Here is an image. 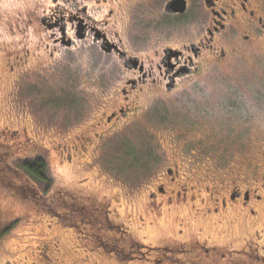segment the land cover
Listing matches in <instances>:
<instances>
[{
	"label": "flooded vegetation",
	"instance_id": "obj_1",
	"mask_svg": "<svg viewBox=\"0 0 264 264\" xmlns=\"http://www.w3.org/2000/svg\"><path fill=\"white\" fill-rule=\"evenodd\" d=\"M4 1L14 7L7 16H0V74L8 86L0 145L11 140L28 152H47L49 147L40 148L36 141L47 131L46 124H39L38 111L30 121H24L25 113L20 110L18 115L19 108L12 104L20 98L22 84L30 76L44 87L46 79L40 80V76L66 67L82 68L81 60H86L109 75L104 83L96 76L84 77L81 87L76 85L79 93L85 92L81 96H90L84 101L96 106L95 116L83 126L64 124V135H71L49 143H56L53 149L67 165L80 164L89 155L97 157L100 172L106 168L103 146L121 138L154 102H166L185 91L191 81L264 35V0H177L172 10L166 5L174 0ZM35 90L33 99L47 97L44 89ZM50 102L52 94L46 98V103ZM158 123L169 130L166 143L157 145L156 154L147 157L150 174L136 187L123 184L121 188L124 197L139 195V210L122 215V199L114 191L92 204L89 196L82 195L87 186L82 179L68 192L82 196L88 205L72 208L73 212L87 209L100 228H115L125 244L133 225L142 229L156 220L172 222L177 228L166 237L167 244L146 246L132 256L144 258L145 264H264V138L251 142V150L243 140L216 143L197 123L184 131L174 128L172 122ZM244 129L249 127L244 124L240 130ZM5 165L21 176L27 187L42 186L29 182L22 168ZM51 213L68 219L72 212L68 208L64 214ZM195 219L212 231L197 227L196 233L194 229L191 232L189 221ZM236 221L246 227L243 233L229 229ZM98 244L103 243L100 240ZM110 249L119 255L120 242L116 240ZM152 250L157 251L153 254ZM177 253L191 258L181 259Z\"/></svg>",
	"mask_w": 264,
	"mask_h": 264
},
{
	"label": "rangeland",
	"instance_id": "obj_2",
	"mask_svg": "<svg viewBox=\"0 0 264 264\" xmlns=\"http://www.w3.org/2000/svg\"><path fill=\"white\" fill-rule=\"evenodd\" d=\"M12 7L14 4L0 0V16H7ZM81 61L82 68L66 67L53 75L45 73L40 76V80L46 79L44 87L36 85L38 78L36 81L35 76H30L22 84L20 98L13 104L10 103L19 108L18 115L20 110L25 113L22 117L24 121H30L38 111L39 124H46L47 131L40 133L36 141L40 148L44 145L49 147V150L45 152L35 149L36 152L29 153L18 148L11 140L4 146L0 145V232L8 228L4 233H0V264H145L144 258L133 259L132 256L146 250V246H164L168 243L166 237L171 235L177 226L175 228L168 220H156L142 229L133 225L127 241V244L131 241L128 248L124 243L125 239L117 235L115 228H100L96 218L85 212L87 209L73 212L72 208L88 204L83 202L82 196H74L68 190L71 191L78 185L79 180L86 179L87 186L82 195L89 196L92 204L103 194L114 191L122 199L121 214H135L139 210V195L124 197L121 188L123 184L136 187L150 174V160L147 157L155 155L157 145L161 146L167 141L166 131L169 129L160 127L158 122L161 121L172 122L174 128H180L182 131L192 124H200L216 143L224 138L235 140L238 130L244 124L249 130L244 135L245 139L239 136L238 139H241L237 141L243 140L242 142L249 143L250 147L251 142L264 138L263 35L262 39L255 40L249 47L237 49L226 62L213 66L198 79L191 81L185 91L166 102H154V106L149 107L145 116H139L137 123L128 126L121 133V138L114 144L111 141L115 139L103 146L106 151L102 156L104 167L106 166L104 171H99L97 157L90 155L80 164L67 165L60 161V156L54 151L53 146H56V143L49 142L58 139L61 142L71 135H64V130H67L64 124L67 123L70 128L83 126L95 116L96 106L90 104V101H84L86 96L81 95L85 92L79 93L76 85L81 87L80 82L84 77L98 76L104 83L109 76H106L96 63L91 67L86 60ZM85 82L87 84V81L82 83ZM62 87L65 90H62ZM40 88L44 89L47 97L52 94V103H46L47 97L33 99L32 95L37 92L35 89ZM7 89V83L2 80L0 74V124L6 121L1 112L6 113L7 103L4 95ZM54 94L63 99L55 101ZM237 105L243 107L241 112L236 109ZM228 108L236 110L229 113ZM241 113L245 115V121L241 118L243 123L238 121V115ZM28 127L30 130V124ZM227 130L229 137L226 135ZM250 149L253 150L252 147ZM35 157H42L47 164V179L39 187L41 190L32 185L27 187L23 178L7 169L5 165L9 163L13 167L21 168L22 164ZM2 158L5 159L4 162H1ZM36 195L42 197L37 199ZM68 208L72 212L68 219L51 215V212L64 214ZM189 223L191 232L194 229L196 233L197 227H202L206 233L213 229L199 219ZM228 227L231 232L238 234L243 233L246 228L241 221L232 222ZM100 240L102 245L98 244ZM116 240L121 244L119 255L110 249ZM130 250L134 253H129ZM156 251L152 250V253ZM177 255L181 259L191 258L179 253Z\"/></svg>",
	"mask_w": 264,
	"mask_h": 264
},
{
	"label": "trees",
	"instance_id": "obj_3",
	"mask_svg": "<svg viewBox=\"0 0 264 264\" xmlns=\"http://www.w3.org/2000/svg\"><path fill=\"white\" fill-rule=\"evenodd\" d=\"M231 104H233V103H231ZM237 106L238 107H236V109L241 112L243 110V107L241 105H237ZM236 109H232V110L234 111ZM238 117H240V119L238 120L239 122H243L241 118H244V121H245L244 113L239 114ZM245 129L243 131L238 130L235 140H233V139L225 140V138H224V139H221L218 143L222 144L223 141L234 143L235 141L238 140L239 136L240 137H244L245 134H243V133H246ZM226 135L229 137L228 130H227V134ZM244 139H245V137H244ZM131 158H132V156H131ZM21 168L23 169V171L26 172L27 180L29 182H37V184H41L44 180L47 179V177H46L47 164H46L45 160L42 157H35V159L25 162L24 164H22ZM27 184H28V182H27ZM131 186H133V185H131ZM6 229H8V228H5L0 233L1 234L4 233L6 231Z\"/></svg>",
	"mask_w": 264,
	"mask_h": 264
},
{
	"label": "water",
	"instance_id": "obj_4",
	"mask_svg": "<svg viewBox=\"0 0 264 264\" xmlns=\"http://www.w3.org/2000/svg\"><path fill=\"white\" fill-rule=\"evenodd\" d=\"M179 1H177V0H174V1H171V2H169L167 5H166V9L167 10H172L173 8H170L173 4H176V3H178ZM263 28H264V24H263Z\"/></svg>",
	"mask_w": 264,
	"mask_h": 264
}]
</instances>
